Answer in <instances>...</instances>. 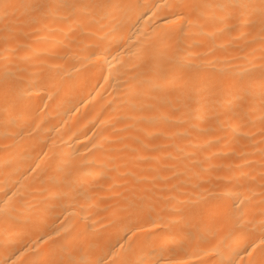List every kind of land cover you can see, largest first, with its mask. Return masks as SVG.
Returning a JSON list of instances; mask_svg holds the SVG:
<instances>
[{"label": "bare ground", "instance_id": "obj_1", "mask_svg": "<svg viewBox=\"0 0 264 264\" xmlns=\"http://www.w3.org/2000/svg\"><path fill=\"white\" fill-rule=\"evenodd\" d=\"M0 264H264V0H0Z\"/></svg>", "mask_w": 264, "mask_h": 264}]
</instances>
